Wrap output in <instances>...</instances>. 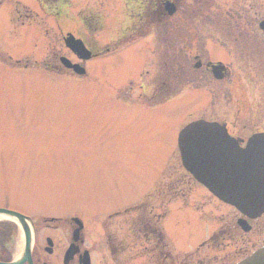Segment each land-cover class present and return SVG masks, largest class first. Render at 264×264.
<instances>
[{"label": "rangeland", "instance_id": "obj_1", "mask_svg": "<svg viewBox=\"0 0 264 264\" xmlns=\"http://www.w3.org/2000/svg\"><path fill=\"white\" fill-rule=\"evenodd\" d=\"M132 2L69 0L62 15L51 17L36 0H0V207L84 217L99 200L129 207L146 201L157 214L167 206L165 264H231L264 244V215L241 230L237 210L183 168L177 138L197 118L227 121L244 140L264 131V47L234 37L223 46L222 29L208 34L211 17L186 13L183 23L167 17L144 38L82 61V77L61 65L60 56L79 60L65 46L68 32L96 52L125 41L139 23L129 17ZM242 8L253 15L250 0ZM196 35L200 49L217 52L204 50L205 60L226 57L229 75L216 80L193 67L186 49H194ZM164 190L172 197L155 199ZM227 228L231 238L213 251L208 237ZM13 239L14 250L21 239Z\"/></svg>", "mask_w": 264, "mask_h": 264}, {"label": "flooded vegetation", "instance_id": "obj_2", "mask_svg": "<svg viewBox=\"0 0 264 264\" xmlns=\"http://www.w3.org/2000/svg\"><path fill=\"white\" fill-rule=\"evenodd\" d=\"M36 1L41 6H48L50 15L57 17L56 15H60L57 8L65 0ZM242 1L133 0V3L139 4L141 12L129 16L140 18L138 25L131 26L132 33L127 38L131 39L146 33V29L150 26L147 17H155L157 21H166L168 20L167 17H173L176 23H183L186 13H190L192 17H205L208 21L211 17L212 19L209 21L207 28L208 34L213 37L218 33H214L210 29L214 30L218 27L222 29L219 35L223 37L220 39L223 40L221 41L223 46L226 45L224 41L234 37V40L242 46L253 40L258 49L262 50L264 46L257 43L259 39L257 37L264 39V28L261 26L264 21L262 4H257L260 0H250V9L254 8L253 15H243ZM170 4L176 6L173 16L169 14L168 6ZM216 17H227L228 23L220 25L216 22ZM195 41L194 49H186V51L194 56L195 63L198 66L196 70L204 69L214 77L212 71L206 66L208 62H222L229 69L226 57L205 60L204 50L207 54L217 52L214 50L209 51L208 47L200 49L197 35ZM245 41L249 42L245 44ZM86 44L91 48L88 43ZM91 51L94 54L92 48ZM223 52L230 54L231 51L225 49ZM228 69L226 71L229 74ZM201 73L205 75L204 71ZM226 123L229 132L236 136L230 130L227 121ZM154 196L155 199L161 201L164 198L166 199L167 196L172 197L171 192L166 190L162 195L156 194ZM173 199L176 200L177 198ZM107 201L108 199L99 200V203L94 208L89 209L88 213L83 212L84 217L81 216L82 214L69 213L68 211L55 216L36 215L37 213L30 215L35 227L34 244L29 261H24L21 264H135V261L140 258L143 259V264H151V261L152 264H165L166 260L169 259V256L165 255V249L169 242L164 229L167 206L163 208L164 210L162 209L163 213L157 214L154 212V208L150 207V203L146 201L141 203L143 206L136 208L135 206H118L113 201ZM75 218L80 219V221ZM0 229H3V235H0V237L4 239L0 240V263L13 262L20 257V255H16L20 250L18 248L13 250L16 227L11 225L7 229L6 225L0 224ZM8 231H10L9 235ZM138 237L142 239L144 246H141L142 242L137 240ZM209 237L212 244L214 243V247H218L213 249L217 252L220 251L224 241L231 238V231L228 228L219 234L213 231ZM219 239L223 240L220 244L217 241ZM206 245H208L207 240L201 241L200 247L205 248Z\"/></svg>", "mask_w": 264, "mask_h": 264}, {"label": "water", "instance_id": "obj_3", "mask_svg": "<svg viewBox=\"0 0 264 264\" xmlns=\"http://www.w3.org/2000/svg\"><path fill=\"white\" fill-rule=\"evenodd\" d=\"M68 45L79 56L88 58L80 42L71 41ZM63 61L71 66L69 61ZM74 67L77 72H84ZM179 146L185 167L217 196L251 216L264 211V135L253 136L248 147L241 149L222 126L199 121L180 133ZM0 218L21 225L23 256L29 259L33 236L29 217L0 208ZM22 262L23 259L10 264ZM238 264H264V248Z\"/></svg>", "mask_w": 264, "mask_h": 264}]
</instances>
